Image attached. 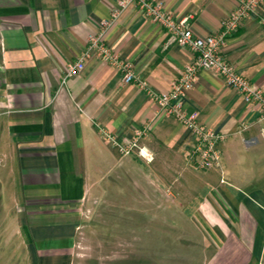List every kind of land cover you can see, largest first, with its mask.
Instances as JSON below:
<instances>
[{"label": "crops", "instance_id": "0c3cea01", "mask_svg": "<svg viewBox=\"0 0 264 264\" xmlns=\"http://www.w3.org/2000/svg\"><path fill=\"white\" fill-rule=\"evenodd\" d=\"M120 0H0V164L8 165L29 264H72L83 206L101 189L145 198L153 239L167 229L177 263L264 264V122L260 110L211 70L199 72L184 109L226 134L221 167L199 170L196 138L159 112L147 92L94 55L77 75L68 64L92 36L135 63L141 80L169 92L193 53ZM201 36L221 32L239 0H151ZM120 12L107 28L112 10ZM264 0L227 38L225 55L264 89ZM138 143L124 155L107 136ZM1 171V170H0ZM127 186V187H126ZM145 205V206H148ZM151 210V211H150ZM149 224V222L147 223ZM180 247V248H179ZM180 251V254L177 253ZM183 257V258H182ZM181 258L184 261H180Z\"/></svg>", "mask_w": 264, "mask_h": 264}, {"label": "built area", "instance_id": "2783aa9c", "mask_svg": "<svg viewBox=\"0 0 264 264\" xmlns=\"http://www.w3.org/2000/svg\"><path fill=\"white\" fill-rule=\"evenodd\" d=\"M262 1L239 0V5L225 18L221 32L201 36L195 32L188 18L176 20L162 3L151 0H120L121 7L129 4L138 6L152 22L164 29L167 34V46L177 45L189 49L193 53L192 62L185 66L171 91L157 93L148 82L140 79L134 62L122 59L117 52L107 46L104 42L105 32H102L97 36H92L86 50L74 62L68 64L65 77L69 78L79 74L84 69L86 60L94 55L119 68L122 71L124 83H136L147 92L158 106L160 113L174 116L191 129L196 138L191 157L197 169L208 170L221 167L223 158L221 144L225 141L226 134L201 123L197 118V112L188 113L184 109V102L188 93L194 88L199 72L207 69L221 76L228 86L238 90L248 104L258 106L260 120L264 122V89L241 74L225 55L227 38L235 34L244 21L257 12ZM119 12L117 7L113 8L111 20L104 23L105 27L108 28L116 20ZM262 23L264 24V16ZM147 132L148 127L139 130L136 138L128 144L120 143L111 134L107 136L118 146L122 154L128 155L137 149L141 157L151 161L154 158L153 153L138 143L139 138Z\"/></svg>", "mask_w": 264, "mask_h": 264}, {"label": "rangeland", "instance_id": "374dc122", "mask_svg": "<svg viewBox=\"0 0 264 264\" xmlns=\"http://www.w3.org/2000/svg\"><path fill=\"white\" fill-rule=\"evenodd\" d=\"M0 170V264H29L18 226L21 213L17 212L19 204L12 194L8 165L0 164ZM125 189L123 192L111 189L110 195L107 189H101L83 206L72 264L178 262L174 247L166 243L168 230H160L158 243L153 239L151 213L136 210L138 205L152 209L151 205L135 191L128 193ZM182 258L180 261H184Z\"/></svg>", "mask_w": 264, "mask_h": 264}]
</instances>
